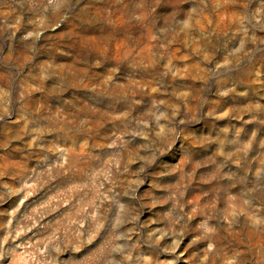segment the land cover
Listing matches in <instances>:
<instances>
[{
	"label": "rangeland",
	"instance_id": "374dc122",
	"mask_svg": "<svg viewBox=\"0 0 264 264\" xmlns=\"http://www.w3.org/2000/svg\"><path fill=\"white\" fill-rule=\"evenodd\" d=\"M0 264H264V0H0Z\"/></svg>",
	"mask_w": 264,
	"mask_h": 264
}]
</instances>
